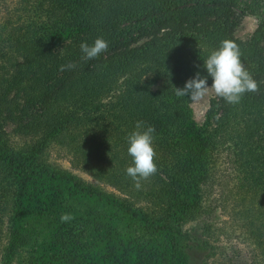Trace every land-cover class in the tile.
Masks as SVG:
<instances>
[{"label": "trees", "instance_id": "obj_1", "mask_svg": "<svg viewBox=\"0 0 264 264\" xmlns=\"http://www.w3.org/2000/svg\"><path fill=\"white\" fill-rule=\"evenodd\" d=\"M237 3L259 20L245 42L234 36L235 14L227 7ZM19 5L25 18L0 25V246L10 204L21 203L40 180L61 179L76 198L110 208L118 224L138 223L148 238H137L135 246L122 232L103 231L94 209L82 215L75 208L42 210L56 226L44 251L27 264H166L172 257L187 264L178 254L182 241L191 238L186 226L215 211L208 199L218 183L227 186L229 180L221 181L227 166L233 171V210L255 251L251 263L264 264V0H19ZM98 37L108 41L107 50L82 59L81 43ZM225 39L239 47L258 89L243 94L238 104L213 99L199 125L192 119L191 98L177 95L176 88L197 73L207 76L203 61ZM70 62L74 69L60 70ZM164 80L171 83L160 86ZM137 121L156 130L157 170L140 180L139 189L125 171L131 164L126 137ZM5 123L23 145L12 140ZM53 147L66 150L76 167L124 197L97 191L51 163ZM63 215L71 219L62 221Z\"/></svg>", "mask_w": 264, "mask_h": 264}, {"label": "rangeland", "instance_id": "obj_2", "mask_svg": "<svg viewBox=\"0 0 264 264\" xmlns=\"http://www.w3.org/2000/svg\"><path fill=\"white\" fill-rule=\"evenodd\" d=\"M230 6L227 7L231 8L235 14L234 36L243 42L248 41L259 24L258 18L246 12L243 3H237L236 6L230 4ZM23 14L20 10L19 0H4L0 6V25L10 18L13 22L18 21L20 17L24 19L25 15ZM262 46L264 49V42ZM164 83L170 84L171 80L161 81L160 86ZM217 97L214 90L209 88L202 98L195 101L191 99L189 107L193 121L203 125L210 102ZM4 130L18 145L24 144V140L16 138L13 133V125L5 123ZM48 159L93 189L118 198L124 197L118 190L76 167L71 155L66 150L53 147L48 153ZM221 176L223 178L221 179L222 183L229 180L227 186H221L218 183L208 199L215 207V211L212 215L204 216L203 219L186 226V229L190 231L191 238L190 241H182V247L180 246L178 254L185 255L187 264H252L251 258L252 254L255 253L254 248L246 229L232 206L233 200L230 192L234 184V181L230 180L233 178L232 169L227 166L223 167ZM225 176L229 178L227 179ZM34 189L32 192L28 191L21 203L15 201L10 204L6 215L3 217L0 264L7 260L10 264H27L31 257L40 251H44L43 248L48 244L47 240L56 223L53 221L54 219L51 221L42 217L43 214L40 212L42 210L61 209L66 211V209L75 208L77 213L82 215L83 212L86 213L90 209H94L100 213L98 216L102 217L104 225L101 228L103 231L107 229L113 232L116 230L122 232L123 238L134 243L135 246H137V238L141 239L142 236L148 238V232L137 230L136 224L138 223L127 220L121 221L122 218L119 217L117 220L121 222L118 224L115 222V214L110 211V208L94 205V203L83 198H76L72 192L73 188L71 185H66L64 180H40ZM222 192L226 193L225 203L221 202L222 197H224ZM53 204L54 206H52ZM18 215H21L20 220L17 219ZM205 224L211 225L209 232L204 230ZM13 248L18 253L17 257L13 256L15 254ZM10 257L12 258L10 259ZM166 264H177V259L167 258Z\"/></svg>", "mask_w": 264, "mask_h": 264}, {"label": "clouds", "instance_id": "obj_3", "mask_svg": "<svg viewBox=\"0 0 264 264\" xmlns=\"http://www.w3.org/2000/svg\"><path fill=\"white\" fill-rule=\"evenodd\" d=\"M108 41L102 37L96 38L91 44L82 42L80 50L82 59L93 60L108 48ZM76 65L68 63L60 66V70H71ZM203 68L207 76L197 73L192 79L186 81L182 89H177V95L189 96L192 100L202 98L209 88L215 94L223 98L229 104H238L246 92H255L258 89L257 82L241 61V53L237 44L231 40L221 41L219 47L212 50L203 61ZM211 78V85L208 84ZM155 128L145 125L143 121H137L135 130L126 137L127 152L131 157V164L126 168V175L135 181V186L141 187L140 180L147 179L157 170L154 161L155 150L153 147ZM71 219L69 215H63L62 221Z\"/></svg>", "mask_w": 264, "mask_h": 264}]
</instances>
